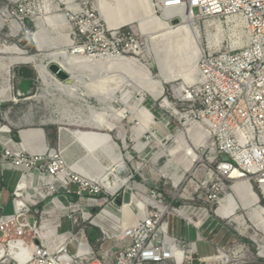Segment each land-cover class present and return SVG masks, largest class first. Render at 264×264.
<instances>
[{
	"label": "built area",
	"instance_id": "built-area-1",
	"mask_svg": "<svg viewBox=\"0 0 264 264\" xmlns=\"http://www.w3.org/2000/svg\"><path fill=\"white\" fill-rule=\"evenodd\" d=\"M32 5L33 0H19L9 12L11 21L18 23L17 31L29 33L22 26L24 18L33 9L36 11ZM151 6L159 14L189 10L195 17L213 20L210 25L215 30L216 25L222 24L229 29L233 20L241 24L243 41L235 43L229 39L228 48H223L220 42L210 44L197 64L199 80L184 86L183 98H177L171 86L173 101L165 97L161 106L170 114L167 119L163 118L172 135L164 141L170 142V147H165H176L182 135L195 155H185V145L175 154L183 153L181 161L188 162L191 169L185 173H191L196 180H190L195 189L186 200L191 204L202 201L215 206L214 219L210 220L212 216L203 207L187 204L175 208L172 202H166L159 192L161 180L166 178L160 174V178L149 179L143 176L141 168L136 170L133 163L138 164L134 159L137 151L128 152L132 169H127L125 163L128 186L112 191L113 179L106 187L99 180L100 174L90 175L76 169L60 146L45 152H24L14 151L5 144L1 162L22 172L23 178L14 193V212L0 216V264H107L85 239L90 228L86 224L89 218H92L89 225L100 230L101 238L95 239L100 248L107 241L112 242L114 253L105 252V257L113 258L112 264H233L231 246L212 239L217 236L216 227L228 232L231 226L230 217L217 213L223 207L226 184H235L239 179L253 181L264 196V0H151ZM70 14L74 26L72 53L130 57L137 56L143 46L128 28L110 29L97 3L90 7L84 5L81 11ZM177 16L170 23L179 20ZM164 101L170 106L165 107ZM150 134L141 142L134 141L137 148L145 142L152 144L151 139L156 142V137ZM143 152L136 156L138 161L144 159ZM151 162L152 166L157 164ZM200 166L204 169L200 170ZM176 167L180 171H174ZM181 168V162H177L170 171L178 174ZM36 172L43 175L34 189L37 196L30 198V193L25 199V176ZM124 172H118V176L121 178ZM136 173L141 180L135 186ZM144 185H148L146 197L153 198L155 204L141 206L130 224L124 226L121 220L116 225L101 214L88 215L89 209L98 205L122 208L125 203L118 205L117 200H122L124 192H129L133 199L142 195L137 191ZM189 187L188 182L185 189ZM174 212L197 230L199 242L206 241L204 233L211 236L209 241L214 253L198 256L195 242L188 243L169 234L168 217ZM32 214L36 216L34 220L29 219ZM120 216L123 219L122 212ZM64 218L69 228L59 231ZM97 218L119 228L120 235L110 237L93 223ZM227 234L232 235L223 233Z\"/></svg>",
	"mask_w": 264,
	"mask_h": 264
},
{
	"label": "rangeland",
	"instance_id": "rangeland-1",
	"mask_svg": "<svg viewBox=\"0 0 264 264\" xmlns=\"http://www.w3.org/2000/svg\"><path fill=\"white\" fill-rule=\"evenodd\" d=\"M19 0L9 1V0H0V49L11 45H17L19 48L25 50L29 55L43 57L48 54L50 51L47 48L38 49L37 41L34 38V34L38 30V26H44L46 29L45 32L48 33L47 38H50L56 43L58 50L65 51L66 53L72 52V47L69 41L71 38V34L74 30V26L72 21H70L69 27L54 30L52 27H48L45 25L44 18L46 15H53V14H61V13H68L66 10V0H33L32 8L35 7L36 11H32L28 18H24V26L23 29L29 31L26 34L23 31L13 30L10 27L9 22L11 21V17L8 16V12H12V8L16 5ZM99 3V0H75L76 4H79L82 8L85 6L90 7L91 4ZM107 2L111 6H116V0H107ZM125 11L130 13H134L140 15V19L146 21L148 20V12H146L144 6L140 3V0H126ZM151 3V0H150ZM43 6L51 7L53 10L50 14H44ZM152 8V6H151ZM41 10V11H40ZM46 10V9H45ZM6 11V12H5ZM57 12V13H56ZM152 15L154 17L161 18L162 14L154 12L152 8ZM68 19L71 15H67ZM13 21V20H12ZM26 21V23H25ZM213 20L206 19L202 17H196L194 21H192V26L197 28L200 34V46L201 49L206 50L207 47L210 45L211 41H213L216 30L214 25L212 24ZM168 30H176L182 25L181 20H177L175 22H168ZM144 28L146 31L144 32L141 29L139 23H134L130 25H124L121 27L128 28L131 32L135 33L140 41L143 43L141 46L140 51L137 53V56H133L139 59L142 63L147 65L151 71V73L155 76L156 79L160 78L159 67L155 63V54L151 50L152 48V39L158 38L162 36L166 30L160 31L159 27L151 23L150 21L147 23ZM209 25L212 28H209ZM41 26V27H42ZM40 27V28H41ZM153 27V28H152ZM157 27V29H155ZM220 27V26H219ZM221 29L217 32L218 40L220 45L223 48H228L230 41H229V30L222 24ZM58 32V33H57ZM44 34V33H43ZM70 34L68 37L67 35ZM45 35V34H44ZM43 36V35H42ZM44 40H46L43 37ZM160 40H156L153 42V46L155 45V49L158 50L160 48L159 42ZM242 41V40H241ZM173 48H168L165 50L164 55H167L161 62L168 65V69L166 70L167 75L177 74V73H188L193 70V51L188 50L185 44H181L177 46V50H172ZM13 56L10 53L7 54H0V57H8L10 58ZM132 57V56H130ZM0 58V74L4 72L2 69L3 63H6L5 60ZM14 65V66H13ZM11 68V91L13 92V71L18 70L21 68L28 69L32 72L33 75V90L30 94L33 97L32 100H25L21 101L20 109L22 111H27L29 115H32V119H30L34 124L40 122H54L60 123L63 126L61 128L69 129L72 132L76 131H84L90 133H96L98 135H107L112 138L114 143H116L123 156L127 155L128 152L137 153L134 156V159L140 165L141 169L145 168L146 173H143L144 177L149 179L152 178H160V174L158 171L163 170L166 166L167 161L170 158L162 157L157 161V164L152 166V159L155 154L158 152L157 146H155L150 152L146 154L148 145L154 146L155 140L152 144L145 142L140 148H137V145L134 141L141 142L144 140V137H150L151 134L147 131L141 133L139 140L136 139V132L134 131L139 123L140 119L142 118V114H147L152 121H162L166 124V121H163V118L170 117V114L161 106L163 105V100L165 97L168 98L169 101H173L172 99V90L171 86L173 87H184L185 85H191L197 82L198 80V72L192 71L195 76V80L193 82H186L184 78L181 76L175 79H171L168 83L164 84L165 93L162 97L158 100H154L153 97L149 92H142L139 88L140 85L135 83V78L126 72L117 71L116 73L114 70L110 69H100L98 72H93L92 70L90 73L94 77V82L98 83L99 89H96L95 86H91L90 80L84 78V85H81L82 89L87 92L92 88L96 91V94L91 92L92 94H88L86 99H82L79 97H75L72 94H64L60 91H56L53 86H47L43 83L41 76L37 68L30 64V63H20V64H13ZM195 70V68H194ZM84 75V72H78V75ZM88 74V73H86ZM50 75L55 78L51 73ZM111 75H116L115 79H109ZM91 76V75H90ZM2 77V76H1ZM0 77V81H1ZM134 80H133V78ZM86 79V80H85ZM98 79V80H97ZM100 80V81H99ZM112 80V81H111ZM88 83V84H87ZM100 90V91H99ZM99 91V92H98ZM109 94V95H108ZM43 96V97H42ZM116 97L114 98L110 97ZM100 99V101H99ZM102 99V100H101ZM10 104V101L9 103ZM114 105L116 110H120L121 116H118L116 113L112 114L113 116H109L111 112L108 113V120H109V127H103L102 129H97L95 127L89 126L86 122H83L84 119H87L89 116V110L86 106L92 107L97 110V112H101L102 109L106 110L111 105ZM112 107V106H111ZM143 111L145 113H143ZM32 113V114H31ZM150 113V114H149ZM167 119V118H166ZM115 124L114 129H110V126ZM28 127V126H27ZM55 131L57 130L58 126H54ZM60 127V126H59ZM135 132V133H134ZM125 143V144H124ZM163 146L170 147V142H163ZM85 145V149H88ZM124 145V147H123ZM59 143L55 142L52 145V148H58ZM72 153L69 159L74 167L86 174H101L104 173L106 170V159L103 152L94 151L93 153H87L82 146L74 147L72 146ZM69 148V150H72ZM76 149V150H75ZM84 149V150H83ZM146 149V150H145ZM145 150V151H144ZM90 151V149H89ZM144 151V152H143ZM70 152V151H69ZM143 152L144 159L138 161L136 156L140 155ZM66 155V152H64ZM95 153V154H94ZM101 155V156H100ZM67 156V155H66ZM82 156H86L85 159L82 160ZM95 158V159H94ZM102 158V159H101ZM183 153L178 154L173 159L176 162H181V167L184 170L190 168L188 162H182ZM125 159V158H124ZM126 168L132 169L131 160L125 159ZM166 169V168H165ZM203 170L204 167L200 166V170ZM153 173V174H152ZM155 174V175H154ZM116 175V174H115ZM113 175L109 176V179L112 180ZM128 177V170H126L121 178ZM116 179V178H115ZM193 179L191 173H178L175 175V179H168L161 180L162 185L159 188V192L163 195L166 199V202H172L175 208L179 206H185L187 204H191L190 201H187V198L191 197V193L194 192L195 186L190 182ZM139 174H135V179L133 180L136 186V183L140 181ZM176 180V182H175ZM196 181L195 179H193ZM243 180V179H241ZM177 183L176 187L173 185ZM190 183V187L185 189L187 183ZM143 185V184H141ZM235 184H226L224 188L225 193L232 194L227 197V201L225 202V208L219 212L223 216L230 217L231 226L229 227V231L226 232L224 229L220 228L219 226L216 227V231L218 234L217 239L215 241L219 242L222 245H228L232 248V257H233V264H264V223H262L258 216V211L255 208L259 207L264 209V196L261 195L260 190L258 189V184L251 181V182H244L240 181L239 184L234 186ZM231 186H233L231 188ZM139 187V186H137ZM148 185H144V187H140L137 193H140L144 196L147 195ZM188 192V194H187ZM201 191H198L200 193ZM253 193L257 197L256 199L253 196ZM197 196V195H194ZM196 207H203L205 208L210 216V220L214 219V213L216 212L215 206H209V204L204 203L202 201H198L196 204H191ZM138 207V206H136ZM121 208L117 206H106V205H98L94 208L89 209L88 215L95 216L97 214H101L106 219H109L112 223L118 225L119 221H124L125 218L121 219L120 212ZM237 218H243L245 220V225L237 223ZM92 218L87 220V225L94 229L89 225ZM169 220V234L176 236L177 238H181L186 242H195L196 247L198 250V256H206L214 253L213 247L210 244L205 242H199L197 238V234L195 232V228L186 224L185 221L181 220L177 213H173L172 216L168 217ZM232 220V221H231ZM236 221V222H235ZM63 228L59 231H63L69 228V224L66 218L62 219ZM224 225V224H223ZM240 225V226H239ZM213 226V225H212ZM100 233V230L97 229ZM96 231V230H95ZM98 233V232H97ZM226 233H231L232 235L226 236L223 235ZM206 233L204 236L206 237ZM210 236V235H208ZM211 237V236H210ZM97 238H101V236H97ZM209 239V237H206ZM82 240H84L82 238ZM112 242L107 241V245H111ZM99 247V246H98ZM99 249V248H97Z\"/></svg>",
	"mask_w": 264,
	"mask_h": 264
},
{
	"label": "bare ground",
	"instance_id": "bare-ground-1",
	"mask_svg": "<svg viewBox=\"0 0 264 264\" xmlns=\"http://www.w3.org/2000/svg\"><path fill=\"white\" fill-rule=\"evenodd\" d=\"M9 1H15V0H9ZM116 2H117L116 6H111L107 2V0H99V3L97 2L101 17L104 19V21L106 22V24L110 29H119L121 28V26L124 25L126 26L134 23H139L141 29L145 32L146 30L144 28H146L145 27L146 25H149L147 23L150 21L154 25L158 26L160 31L166 30V32L162 36L152 39L151 50L155 54L154 60L159 67L160 78L156 79L155 76L151 73L149 67L133 56L118 57V56L108 55L104 57L103 56L89 57L85 55H77L72 52L66 53L65 51L58 50L56 43L50 38V36L49 38L46 37V35L48 36V33L45 32L46 29L44 28V26L38 28V31L35 33V39L37 41V47L39 50L45 47L47 48L48 51H50L45 56L37 57V56L29 55L25 50L19 48L17 45H11L9 47L5 46L0 49V54L10 53L13 55L10 58L0 57L3 60L7 61L5 70L8 73V76H11L10 68L12 67L13 64L30 63L37 68L39 75L41 76L43 83L47 86V88L51 85L54 87L56 91H60L64 94L69 93L75 97L82 98L83 100L88 97V94L91 95L92 91L94 94H96V91H94V89L92 88L89 90V92H87L88 94L84 89H82L81 85L85 84L84 78L90 80L91 86H95L96 89H99L98 86L99 84L94 82L95 78L90 76L89 74H86V72H90L91 70L93 72L96 71L98 72V70L100 69H105V70L110 69V70H114L115 73L117 71L126 72L135 78L134 81L135 83L140 85L139 88L142 90V92L140 91V93L149 92L155 101L164 95V84L171 81V79H175L181 76L182 78L185 79L187 83L193 82L195 80V76H192L194 75L192 73L196 71L198 67L197 64L199 58L204 50V49L202 50L200 46L199 31L197 28L193 27L191 23L192 21L195 20L196 17L194 15H191L189 10L185 12L182 11L179 13L167 11L162 14L161 18L154 17L152 15L153 13H152L150 0H140V3L144 6L146 12H148L147 14L149 17L146 23V21L140 19V15L130 13L124 10L126 3L129 2H126V0H116ZM65 4L68 13L46 15L43 21L45 22V25H47L48 27H52L56 31L66 28L67 26L69 27L71 18L69 17L68 19L67 15L68 14L71 15L70 14L71 12L76 13L78 11H81L82 7L79 4H76L75 0H66ZM43 8L45 7L43 6ZM45 9L43 10L44 14H50V12H52L53 10L49 6H46ZM175 15H178L177 18L182 21V25L174 31L168 30L169 29L168 22H170V19ZM8 16L10 17V13L8 14ZM9 24L11 29L15 28L14 30H17L16 29L18 26L17 22L10 21ZM216 27L217 29H216L215 37L210 44L219 43L217 32H219L222 29L218 25H216ZM155 29H157V27ZM228 30H229V39H233L235 43H241L243 41V38L241 37V33H242L241 24L238 21L236 20L231 21V26ZM67 36L69 37L70 34H68ZM43 37L46 40H44ZM233 37H235V39ZM157 39L160 40L159 44H161L158 50L155 49L156 48L155 45L153 46V42L156 41ZM69 41L71 44L70 38ZM181 44H185L186 48H189L188 50L193 51V57H194L193 60L195 62L193 64L192 71L194 72L191 71L188 73H177V74L175 73V74L167 75L166 70L168 69V65L165 64L164 62L163 63L161 62L164 58L167 57V55H164L166 54L165 50L168 48H173L172 49L173 51L177 50L176 49L177 46ZM50 61L56 62L61 68H63L66 72H68V74L71 77V83L62 82L58 80L56 77L53 78L50 75V72L47 68ZM78 72H84V75L82 76L81 74L78 75ZM115 77L116 75L115 76L111 75L109 79H113V78L115 79ZM198 80H199V75H198ZM173 92L177 98L184 97V87H173ZM110 98H114V100H116V97L111 96ZM111 106L109 108V111L108 109L106 110L102 109L101 112H97L96 109L86 106L90 113L87 119H84L83 122H86L89 126L95 127L97 129H102L103 127L106 128L109 127L108 125L109 116L112 117L113 116L112 114L116 113L118 116L122 117V115L120 114V110H116L113 104ZM164 106L169 107L170 106L169 102L164 101ZM108 113L110 114L109 116ZM143 113L145 112L143 111ZM115 127H116L115 124H113V126H110V129H114ZM62 129L64 128H61V130ZM5 130L7 129H4L3 131ZM134 131L136 132L135 140H139L138 138L140 137L141 133L144 131L152 133L156 137L155 145L158 148V152L155 154V156L152 159L153 163H156L157 160L160 159L161 157L171 158L167 161V164L165 166L166 169L164 168L163 170L161 169V171H158L159 174H161L165 178L173 179V180L175 179L176 172L172 173L170 170L177 164V162L174 161L173 158L175 157V154H177L184 148L183 145L186 146L184 148V154L187 155V153H189L190 155H192V157H195L194 152L191 150V148L185 144V140H184L185 137L182 135H180V137L178 138L179 142L177 143L176 147L166 148L165 146H163V142L171 139L172 135L169 133L166 125L162 121H152V119H150L147 114H142V118L140 119ZM61 140H62L63 148L65 150L69 148L72 149V146L74 147L82 146L85 149V145L89 144L88 146H86L88 149H85L87 150V153H89V155H91L90 153H93L94 151L105 153L107 155V158H105L107 160L106 161L107 165L105 172L99 175L100 182L106 187H108V184L110 182L109 176L113 175L112 181L114 186L111 187L112 191L122 186H128L129 184L128 178H120L118 176V171L120 168H125V160H124L125 156L126 159H130V160H131V156L129 155V153L123 156L120 151V148L117 146L116 143H114V141L110 136H107L105 134L98 135L96 133H90L84 131L72 132L69 129H64L61 134ZM8 145L11 146L8 143L7 147ZM59 146L60 149L63 151L60 142H59ZM48 149L49 147L47 146V144H43L39 148L32 150V152H45L48 151ZM151 150H152V146L148 147L146 154ZM145 156H143L142 154V158H144ZM65 158L68 159L66 155ZM133 166L136 170H140L141 168L140 165L136 163H133ZM176 170L180 171V169H178L177 167L174 169V171ZM190 170L188 169V171ZM142 172L146 173V169L143 168ZM185 172L186 170L181 168V173L184 174ZM240 181L247 182L246 180L239 179L236 181L235 186L239 184ZM175 182H174V186H176ZM229 195L231 196L232 194H226L225 198H227ZM253 196L255 197L257 203L258 200L254 193ZM147 204H155V200L153 198H149L144 195H138L137 197L134 196L132 201H130V203L123 205L121 208V212L123 213V216L125 218L123 225L125 226L130 224V222H132L135 219L136 213L140 211L141 206H145ZM255 210L258 211L257 217H259L260 221L264 223V209L257 207L255 208ZM236 221L239 224H243V226L245 225V220L243 218H237ZM93 223L95 225L101 226L103 231L106 234H108L110 237L120 235L119 233L120 229L117 227H112L110 222L108 221L97 218L93 221ZM196 224L198 225V223Z\"/></svg>",
	"mask_w": 264,
	"mask_h": 264
},
{
	"label": "crops",
	"instance_id": "crops-1",
	"mask_svg": "<svg viewBox=\"0 0 264 264\" xmlns=\"http://www.w3.org/2000/svg\"><path fill=\"white\" fill-rule=\"evenodd\" d=\"M40 27L38 26V28ZM34 38H35V34H34ZM5 62L7 63L6 60ZM6 63L2 64L3 65L2 69L4 70V72H1L0 74V77L2 76L0 81V216L9 215L14 212V206H13V199L15 198L14 193L18 189L19 184L22 183L21 179L23 178L22 172L15 170L11 168L9 165L7 164L5 165V163L1 162V155L3 154L5 144L7 145L9 143L11 146L8 145V147L14 151L19 150L24 152L25 151L32 152V150L39 148L43 144H47L49 148H52V145L55 142L58 143L60 142L61 148L63 149L64 152H66L67 157H70L69 153H72L73 151L69 149L65 150L63 148L61 134L65 128L61 130V126H63L62 124L54 123V122L53 123L40 122L34 124L30 120L32 119V115L34 114L31 113L32 115H29L27 111H22L20 109L21 108L20 104H22L21 101L33 99V97H27V96H31L30 94L32 93L34 87L33 75L30 70L25 68L14 70L13 92H12L11 80H9L11 79V76H8V73L5 70ZM16 64H20V63H16ZM11 68H10V73H11ZM9 101L10 104H8ZM54 126H58V128H56L57 129L56 131ZM4 129L7 130L3 131ZM42 139L44 142L42 141ZM104 155L105 158H107V155L105 153ZM83 159L85 158L82 157V160ZM42 176L43 175L41 173H37V172L25 176L26 181L23 182L26 187V190L24 191V194H26L24 195L25 199L29 198L30 193H31L30 198H36L37 194L34 193V189L36 188L37 185H39L38 179H41ZM227 200H228L227 198L223 200L222 208H225L224 204ZM222 208H220L218 211L220 212ZM35 218L36 216L34 214L29 216L30 220H34ZM195 232L196 234H198L197 230H195ZM215 233H217L216 230ZM86 235L87 236L85 237V239L89 241L90 245L92 246L94 251L98 254V256L102 259H105V262L107 264H112L113 258L105 257L106 254L105 252L109 250L112 253H114L115 249L111 248L112 245H107L106 243H104V245L100 248L99 244L96 243L97 241H93V243L90 242L91 238L96 239L97 236H101V234H99V231L96 228L94 229L89 228L86 232ZM206 237H209V239H206ZM206 237H205L206 241L204 242L212 245L209 241L211 237L208 235H206ZM217 237L218 234L216 237L212 239L213 242H217L215 241ZM212 247L214 250L213 245Z\"/></svg>",
	"mask_w": 264,
	"mask_h": 264
},
{
	"label": "water",
	"instance_id": "water-1",
	"mask_svg": "<svg viewBox=\"0 0 264 264\" xmlns=\"http://www.w3.org/2000/svg\"><path fill=\"white\" fill-rule=\"evenodd\" d=\"M49 72L56 77L58 80L65 82V83H71V77L63 68H61L56 62L50 61L47 66ZM125 168H120L119 173L124 170ZM131 194L129 192H124L122 200L118 199L117 204L120 205L122 202L127 204L131 201Z\"/></svg>",
	"mask_w": 264,
	"mask_h": 264
},
{
	"label": "trees",
	"instance_id": "trees-1",
	"mask_svg": "<svg viewBox=\"0 0 264 264\" xmlns=\"http://www.w3.org/2000/svg\"><path fill=\"white\" fill-rule=\"evenodd\" d=\"M93 241H95V239H92V238H91V241H90V242H92V243H93Z\"/></svg>",
	"mask_w": 264,
	"mask_h": 264
}]
</instances>
